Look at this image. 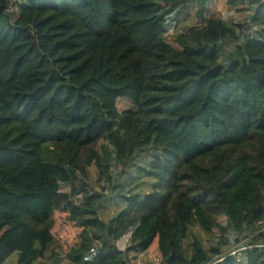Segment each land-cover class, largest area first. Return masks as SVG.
Instances as JSON below:
<instances>
[{
  "label": "trees",
  "instance_id": "16d2710c",
  "mask_svg": "<svg viewBox=\"0 0 264 264\" xmlns=\"http://www.w3.org/2000/svg\"><path fill=\"white\" fill-rule=\"evenodd\" d=\"M212 1L0 0V264H264V0Z\"/></svg>",
  "mask_w": 264,
  "mask_h": 264
},
{
  "label": "rangeland",
  "instance_id": "374dc122",
  "mask_svg": "<svg viewBox=\"0 0 264 264\" xmlns=\"http://www.w3.org/2000/svg\"><path fill=\"white\" fill-rule=\"evenodd\" d=\"M231 1L232 0H213L212 3L210 4V10L207 13L206 18L207 19H210L213 17L214 18H220L221 20H223L224 22L229 23V24L244 25L246 18L249 15V12H238L237 7L230 3ZM205 23H206V21H204V22L200 21L199 18L196 16L195 12L193 10H190L189 13H187L186 15H184V17H182V19L180 20L179 23L172 26L169 37H172V36L177 37L180 35H186V34L190 33L191 31L204 26ZM253 28H255V27H253ZM256 35H257L256 30L253 29L251 31V36L257 37ZM169 41H170V39H169ZM134 108H135L134 105L129 100H120L117 103V109H118L119 113H122L124 111L129 110V109H134ZM151 154H152V152L141 155L135 161L136 164L133 166H130L131 168L128 170V173L136 172L139 165H144L145 163L150 161V159L152 158ZM141 167H143V166H141ZM89 176H90V181H89L90 186L88 188H92V189L98 191L99 185L101 186L102 184H98V183L96 184L98 174H97V170L94 166L89 169ZM128 178H130V177L125 178L123 175L121 180H120V183L127 185ZM141 181L145 182V185L143 186V191L148 192L149 187L146 183L147 181L145 179H141ZM130 187H131V185L128 188H130ZM62 190L66 191V188L63 187ZM128 191L129 190L127 189V191L125 193L128 194ZM106 195L108 197L106 199V202L104 203V206L101 209V218L105 222H109L111 220V218L116 214L118 209H120V207H118V208L115 206L108 207V204H111L109 202L110 201L109 191L106 192ZM77 202L79 204V201H77ZM219 223L223 226L226 225V222L224 221V219H220ZM199 234H200V236L203 239L205 244H211L212 246H215L217 242L222 240V234H220V232H218V231L214 232L215 237L213 236L212 237L213 239L205 236L201 232ZM233 239H234V237L230 236L228 239V243H227V249H229L231 251H233L235 249V247L231 243L233 241ZM127 240L128 239L125 238L118 243V247L122 251H126L128 249ZM56 253L58 254V251ZM57 257L58 256H56V254H52V251H51V252L47 253L46 257L42 261H39L36 264H69L64 259L57 263V261H58ZM17 261H18V253H15L5 262V264H17ZM129 261H130V263H127V264H155L153 258L149 254H145V253H141V252H134V251L129 253Z\"/></svg>",
  "mask_w": 264,
  "mask_h": 264
},
{
  "label": "crops",
  "instance_id": "0c3cea01",
  "mask_svg": "<svg viewBox=\"0 0 264 264\" xmlns=\"http://www.w3.org/2000/svg\"><path fill=\"white\" fill-rule=\"evenodd\" d=\"M262 227H264V223L262 224ZM127 263H130V261H128ZM127 263H126V264H127Z\"/></svg>",
  "mask_w": 264,
  "mask_h": 264
}]
</instances>
